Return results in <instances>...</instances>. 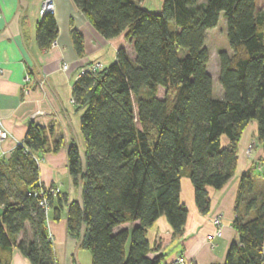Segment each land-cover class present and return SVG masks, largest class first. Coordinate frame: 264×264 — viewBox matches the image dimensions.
I'll return each mask as SVG.
<instances>
[{"label":"trees","instance_id":"16d2710c","mask_svg":"<svg viewBox=\"0 0 264 264\" xmlns=\"http://www.w3.org/2000/svg\"><path fill=\"white\" fill-rule=\"evenodd\" d=\"M141 1L74 0L105 39L125 34L134 56L120 49L114 63L73 86L86 167L76 143L68 167L82 185L83 209L66 196L53 207L50 188L40 182L35 156L51 150L52 130L31 123L12 156L0 161V264L12 247L31 264H56L47 217L53 208L58 218L63 204L77 243L85 228L80 248L90 252L91 264H163L162 255H151L147 230L164 216L182 236L188 209L181 178L191 180L206 214L208 188L219 190L235 175L238 144L251 121L264 149V0H163L160 13ZM221 15L231 49L218 53L222 98L215 96L206 47ZM57 34L54 14L41 17L39 47L47 50ZM72 38L80 54L82 36L73 31ZM235 212L238 242L222 264H264V180L242 177Z\"/></svg>","mask_w":264,"mask_h":264},{"label":"crops","instance_id":"0c3cea01","mask_svg":"<svg viewBox=\"0 0 264 264\" xmlns=\"http://www.w3.org/2000/svg\"><path fill=\"white\" fill-rule=\"evenodd\" d=\"M43 1L0 0V119L9 135L0 144V161L12 156L31 123L48 132L52 130L49 135L51 150L39 152L35 157L41 184L58 190L53 194V207H57L59 196H66L69 203L76 200L79 187L74 184L68 167L69 146L76 143L83 148L84 144L82 110L73 103V86L88 67L100 65L102 69L115 62L120 49H125L130 56H134V49L125 34L105 39L74 0H53L58 34L47 50L41 49L37 42V26L41 21L39 10ZM140 5L147 11L160 13L163 0H142ZM217 27L207 31L208 49L209 35L216 42ZM73 31L82 36L80 54L74 46ZM209 52L211 54L210 49ZM227 52L231 53V49ZM64 64H68L67 70H62ZM27 76L31 79L28 83ZM223 142L228 144L226 139ZM56 143H60L57 151L53 150ZM237 156L235 175L219 190L208 188L210 209L206 214L200 213L196 206L191 180L187 176L181 178V202L188 209L183 234L175 236L166 217H160L147 230L153 257L162 255L163 264L171 263L178 255H183L188 264H222L225 261L230 246L238 242L233 222L242 177L252 173L260 181L264 180V149L258 142L256 121H251L244 129ZM218 216L222 219V234L209 242L207 237L216 230L213 219ZM68 217L66 204L58 218L54 211L52 215L49 211L47 217L56 264H77L78 251L75 255L74 251L80 245L69 234ZM3 258L4 264H31L17 247L5 250Z\"/></svg>","mask_w":264,"mask_h":264},{"label":"rangeland","instance_id":"374dc122","mask_svg":"<svg viewBox=\"0 0 264 264\" xmlns=\"http://www.w3.org/2000/svg\"><path fill=\"white\" fill-rule=\"evenodd\" d=\"M216 33V42L214 43L213 37L209 35L207 43L209 45V49L211 50L210 54V61L208 66V71L213 78L214 82V89H215V96L223 97V89L219 84L218 77H219V60H218V53L219 50H227L230 51V44L227 38V24L225 17L221 15V19L219 20ZM215 38V37H214ZM164 94L163 90H160L159 97H162ZM56 189V188H54ZM57 193V192H56ZM51 215L53 210H49ZM78 251V253H77ZM77 253L76 260L77 264H91L92 263V256L90 252L86 249L79 248L74 251V255ZM224 263V262H223Z\"/></svg>","mask_w":264,"mask_h":264},{"label":"built area","instance_id":"2783aa9c","mask_svg":"<svg viewBox=\"0 0 264 264\" xmlns=\"http://www.w3.org/2000/svg\"><path fill=\"white\" fill-rule=\"evenodd\" d=\"M46 14H55V5H54V1H53V0H44V1H43L42 6H41V8H40V10H39V16H40V17H43V16L46 15ZM67 68H68V64H64V65L62 66V70H67ZM100 68H101L100 65L88 67L87 69H85L84 71L81 72L79 78H80L83 74H85V73H87V72H95V71L99 70ZM30 80H31L30 77L27 76L25 81L28 83V82H30ZM73 103H75L74 100H73ZM8 136H9V135H8V132L4 129V127H3V125H2V121H1V119H0V144H1L3 141H5V140L8 138ZM36 160H37V159H36ZM37 162H38V161H37ZM49 191H50L51 194H55L56 192H58V190H57V189H54V188H50ZM41 205H42L43 207H45L46 210L48 211V203H47L46 199H45L44 201H42ZM213 224H214L216 230H215V233H214V234L209 235V236L207 237V240H208L209 242L213 241V239H214L215 237H220L221 234H222V233H221L222 219H221L220 216L215 217V218L213 219ZM169 264H188V262H187L186 258H185L183 255H178V256H177V257H176L171 263H169Z\"/></svg>","mask_w":264,"mask_h":264},{"label":"water","instance_id":"95a60500","mask_svg":"<svg viewBox=\"0 0 264 264\" xmlns=\"http://www.w3.org/2000/svg\"><path fill=\"white\" fill-rule=\"evenodd\" d=\"M22 1L26 2V0H22ZM78 151H79V154H80L82 167H83V169H85V167H86V156H85V153L80 147L78 148ZM76 202L79 205V207L81 209H83V188H82L81 184L78 187V194H77ZM84 229H85L84 226H82V229H81V240L79 242V245H81L82 240H83Z\"/></svg>","mask_w":264,"mask_h":264}]
</instances>
